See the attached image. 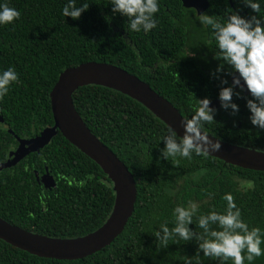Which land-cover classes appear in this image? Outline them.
<instances>
[{
  "label": "trees",
  "instance_id": "1",
  "mask_svg": "<svg viewBox=\"0 0 264 264\" xmlns=\"http://www.w3.org/2000/svg\"><path fill=\"white\" fill-rule=\"evenodd\" d=\"M68 0H0L20 12L19 19L0 25V71L13 67L18 82L0 97L1 122L17 136L31 137L54 123L50 92L67 67L86 61L110 62L135 74L181 114L190 119L197 99H219L220 79L231 84L229 65L214 74L220 63L209 26L201 25L196 10L182 0H159L158 23L148 33L127 31V17L113 14L110 0H73L89 5L79 19L63 17ZM232 2V4H231ZM240 15H258L239 0H210L203 14L218 15L223 22L231 9ZM260 16H264L261 3ZM186 31H197L195 52L211 54L200 66L198 53L183 56L181 40ZM175 59L155 69V61ZM206 68V67H205ZM232 100L239 111L232 114L214 107V121L201 129L219 139L264 151V129L252 125L246 98ZM77 111L92 130L127 165L137 185L135 210L122 233L103 249L79 259L41 257L0 238V264H184L195 255L197 244L179 237L167 244L154 236L160 223L173 226L176 204H198V213L223 211L225 193H231L249 227L264 228V171L227 163L208 154L179 163L160 156V139L169 128L145 105L131 96L103 85L79 87L73 94ZM179 138L180 136L177 135ZM16 141L0 128V162ZM252 180L245 190L242 181ZM115 202L113 182L87 154L58 131L49 144L31 152L14 167L0 168V216L26 230L52 237H78L100 227ZM46 209V211H45ZM196 217H193L195 224ZM193 229L195 225H190ZM215 227V226H213ZM196 231H202L197 227ZM264 247V244L261 245ZM202 264H217L203 257ZM227 264H231L229 260ZM252 264H264V255Z\"/></svg>",
  "mask_w": 264,
  "mask_h": 264
},
{
  "label": "clouds",
  "instance_id": "2",
  "mask_svg": "<svg viewBox=\"0 0 264 264\" xmlns=\"http://www.w3.org/2000/svg\"><path fill=\"white\" fill-rule=\"evenodd\" d=\"M239 3L250 7L258 15L245 17L239 10L229 12L226 19L221 22L218 15L200 14L198 20L201 25L209 26L211 36L215 41L214 59L220 61L214 74L225 70L229 65L232 75L231 84L227 79H220L222 85L219 90L221 107L231 109L232 114L239 111V106L233 102L232 97H239L241 92L235 91L247 89L251 98H246V107L249 109V119L252 125L264 129V16H260L261 3L264 0H239ZM113 14L127 17V31L148 33L156 28L158 20L155 16L160 10L159 0H110ZM89 5L75 6L73 0L61 9L63 17L79 19L82 12ZM20 12L6 3H0V25L9 24L14 19H19ZM13 82H18V73L13 67L0 71V97L9 92ZM243 82V83H242ZM193 116L184 120V134L177 137V131L173 127L166 130L160 141L164 147L160 149V156L173 165L179 163V158L191 160L193 154L208 155L206 145L211 144L212 150H219V142L208 141L201 132L204 123L214 121L216 109L210 106V100L205 97L197 99ZM240 186L247 189L254 187L252 180L242 181ZM226 201L225 209L217 211L214 208L207 213H198V204L188 201L187 205L176 204L171 212L173 226L168 223H160L154 236L158 243L167 244L169 239L179 237L186 242L197 244L196 253L187 256L184 264H202L203 257H209L217 264H252L261 255H264V228L259 226L249 227L248 222L242 217L241 209L237 206L233 195L225 193L222 197ZM46 211V209H45ZM196 223H193V217ZM190 225H195L193 229ZM215 226V227H213ZM197 227L202 231H196Z\"/></svg>",
  "mask_w": 264,
  "mask_h": 264
},
{
  "label": "water",
  "instance_id": "3",
  "mask_svg": "<svg viewBox=\"0 0 264 264\" xmlns=\"http://www.w3.org/2000/svg\"><path fill=\"white\" fill-rule=\"evenodd\" d=\"M182 3L187 8H194L199 15L210 6V0H182ZM232 78L231 76V82ZM89 84L103 85L131 96L145 105L168 127H173L178 136L184 134L183 123L187 118L179 109L155 91L149 83L126 69L103 61H86L65 68L50 92L53 125L31 138L18 137V149L11 153L13 157L8 161L0 162V168L13 166L31 152L39 151L60 131L66 139L98 163L108 175L113 182L115 202L109 217L100 227L88 234L70 238L32 232L0 216V238L41 257L79 259L93 254L111 244L122 233L135 210L137 185L133 174L118 155L92 132L75 107L73 94L79 87ZM209 100L211 107L221 104L219 99ZM201 132L208 141L219 142L221 145L219 150H212L211 144L208 143V154L227 163L264 171V151L219 139L202 129Z\"/></svg>",
  "mask_w": 264,
  "mask_h": 264
},
{
  "label": "flooded vegetation",
  "instance_id": "4",
  "mask_svg": "<svg viewBox=\"0 0 264 264\" xmlns=\"http://www.w3.org/2000/svg\"><path fill=\"white\" fill-rule=\"evenodd\" d=\"M192 9H194V8H192ZM195 10V9H194ZM197 13V12H196ZM199 15V14H198ZM196 33H197V31H195V33L193 32V31H191V33H189V31H186L185 33H184V36H182V37H184V40L182 41L181 40V43H182V47H181V50H182V53H183V56H186V55H189V56H193V55H195V54H197L198 53V60L200 61V66L204 69V70H206V71H208L209 70V67L207 66V62H206V60L208 61L210 58H211V54H212V57H214L213 56V53H211V54H208V52L205 50V47H204V43H202L201 42V40L199 39L198 40V43L199 44H201V50H199V52H195L194 50V47L196 48V45H197V37H196ZM186 54V55H185ZM171 61H175V59L173 58L172 60L171 59H168L167 58V61H165V60H163V59H161L160 61H155L154 62V64H155V69H158V68H160V67H163V66H165V65H169L170 63H171ZM206 67V68H205ZM231 76V75H230ZM231 78V77H230ZM236 89H238V90H241L240 88H236ZM244 94H249L248 93V91H247V89H243V90H241ZM221 105V104H220ZM219 106V105H218ZM0 128H4V129H7L8 130V132H10V134H12L13 135V137H14V139H15V141H16V144L15 145H13V146H11V147H9V149H8V152H7V154H6V158H5V160H3V163L4 162H6V161H8V159L9 158H11V157H13V155L11 156V153L13 152V151H15L16 149H18V147H19V139H18V137H20V136H17L16 137V135L14 134V132L13 131H11V129H9V128H7L5 125H4V123H2L1 122V120H0ZM36 135V134H35ZM34 136V135H33ZM33 136H31V137H33ZM31 137H26V136H21V138H31ZM24 159V158H23ZM23 159H21L17 164H15V165H13V166H10V167H14V166H16V165H18Z\"/></svg>",
  "mask_w": 264,
  "mask_h": 264
}]
</instances>
